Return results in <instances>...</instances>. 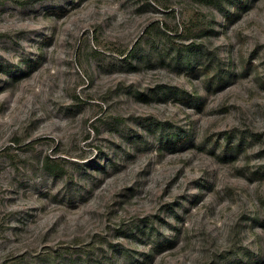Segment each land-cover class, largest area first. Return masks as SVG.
<instances>
[{
  "label": "rangeland",
  "instance_id": "1",
  "mask_svg": "<svg viewBox=\"0 0 264 264\" xmlns=\"http://www.w3.org/2000/svg\"><path fill=\"white\" fill-rule=\"evenodd\" d=\"M0 264H264V0H0Z\"/></svg>",
  "mask_w": 264,
  "mask_h": 264
},
{
  "label": "trees",
  "instance_id": "2",
  "mask_svg": "<svg viewBox=\"0 0 264 264\" xmlns=\"http://www.w3.org/2000/svg\"><path fill=\"white\" fill-rule=\"evenodd\" d=\"M205 1L220 4V0ZM206 29L207 23L200 19H193L187 22L184 27H177L173 30V32L175 31L176 33H173L172 30H169L165 26L151 23L144 29L143 36L153 37L155 42L161 40L163 42L161 44L156 45V43H153V50L158 51L160 54L162 52L169 53L171 57L178 56L181 61H185L188 67H191V58L201 54H203L205 60L206 57H208V53L202 49L201 40H198ZM133 48L134 47L127 52L119 51L118 54L122 55V57L131 56V50H133ZM162 56L161 54V57ZM166 135L168 136L169 134ZM179 141L183 142L181 139ZM44 163L46 169L51 174L57 175L61 170V165L54 160L49 161V159H46Z\"/></svg>",
  "mask_w": 264,
  "mask_h": 264
}]
</instances>
